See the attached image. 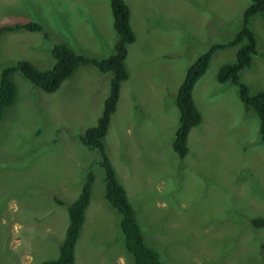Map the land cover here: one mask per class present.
<instances>
[{"label":"rangeland","instance_id":"obj_1","mask_svg":"<svg viewBox=\"0 0 264 264\" xmlns=\"http://www.w3.org/2000/svg\"><path fill=\"white\" fill-rule=\"evenodd\" d=\"M136 39L128 44V79L105 137L106 152L135 208L145 242L161 264H264V143L258 117L237 87L219 82V67L237 45L213 52L192 96L201 123L190 130L188 153L172 149L178 86L187 67L211 45L229 42L250 0H124ZM34 21L43 32L0 34L3 67L28 60L53 63L51 47L104 58L117 33L109 0H0V25ZM256 38L251 64L239 71L250 93L264 89V11L249 18ZM111 72L79 66L54 92L19 71L15 102L0 118V264H46L58 255L66 204L84 172L94 173L73 264H134L121 247L120 216L104 198L99 154L77 135L94 124L109 92Z\"/></svg>","mask_w":264,"mask_h":264},{"label":"trees","instance_id":"obj_2","mask_svg":"<svg viewBox=\"0 0 264 264\" xmlns=\"http://www.w3.org/2000/svg\"><path fill=\"white\" fill-rule=\"evenodd\" d=\"M113 17V26L117 33L113 53L104 58H94L73 50L65 43H55L51 47L53 64L47 69H39L28 60H19L17 63L3 67L0 73V118L6 108L12 105L18 95L17 85L12 75L19 71L29 82L46 92L57 90L64 80L69 79L73 72L82 65L92 64L101 72H111L109 92L104 99L103 108L96 122L88 126L77 135L78 140L87 149L96 150L99 158L97 164L103 169L104 198L119 213L120 244L131 256L134 264H161L159 253L145 242L143 232L136 219L135 208L115 168L107 155L105 137L111 125L112 117L117 112L121 83L128 79L129 72L125 65L128 53V44L136 39L130 24V10L124 0H109ZM264 11V0H250L242 14V24L234 37L227 43L211 45L201 53L187 67L183 80L178 86L175 104L178 108V125L172 140L173 151L181 158L188 153L187 138L190 130L202 121L200 110L192 96L193 88L206 71L213 52L226 46L237 45L235 59L222 64L216 78L219 82L230 81L238 90V96L245 107H251L258 117L259 139L264 143V89L250 93L248 86L241 80L239 71L248 67L252 55L256 54V38L249 27V18ZM43 32V27L34 21L16 22L0 25V34L18 30ZM45 37L47 34L43 32ZM264 57V54L261 57ZM83 180L76 197L69 203L59 198L55 201L59 205H66L67 224L62 241L59 244L58 255L49 259L46 264H73L74 248L80 236L84 221L85 210L91 197L94 173L91 168L83 174ZM253 227H264V216L250 218ZM264 257V243H261Z\"/></svg>","mask_w":264,"mask_h":264},{"label":"clouds","instance_id":"obj_3","mask_svg":"<svg viewBox=\"0 0 264 264\" xmlns=\"http://www.w3.org/2000/svg\"><path fill=\"white\" fill-rule=\"evenodd\" d=\"M52 64H53V63H52ZM51 66H52V65H51ZM51 66H50V67H51ZM39 69H40V68H39ZM46 69H47V68H46ZM65 81H66V80H64L63 82H65ZM63 82H62V83H63ZM62 83H61V84H62ZM40 89H41V88H40ZM43 91H44V90H43ZM45 92H46V91H45ZM48 93H51V92H48ZM243 105H244V104H243ZM107 155H108V154H107ZM88 206H89V205H88ZM113 208H114V207H113ZM86 209H87V208H86ZM85 212H86V210H85ZM118 214H119V213H118ZM84 221H85V216H84ZM84 221H83V223H84ZM82 225H83V224H82ZM119 242H120V240H119ZM121 247H122V246H121ZM122 248H123V247H122ZM123 249H124V248H123Z\"/></svg>","mask_w":264,"mask_h":264},{"label":"crops","instance_id":"obj_4","mask_svg":"<svg viewBox=\"0 0 264 264\" xmlns=\"http://www.w3.org/2000/svg\"><path fill=\"white\" fill-rule=\"evenodd\" d=\"M130 24H131V18H130ZM132 27V26H131Z\"/></svg>","mask_w":264,"mask_h":264},{"label":"flooded vegetation","instance_id":"obj_5","mask_svg":"<svg viewBox=\"0 0 264 264\" xmlns=\"http://www.w3.org/2000/svg\"><path fill=\"white\" fill-rule=\"evenodd\" d=\"M177 107V106H176Z\"/></svg>","mask_w":264,"mask_h":264}]
</instances>
